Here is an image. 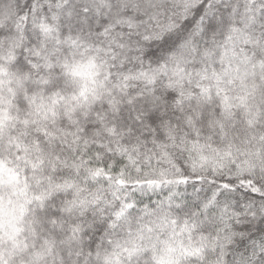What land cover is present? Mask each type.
I'll return each instance as SVG.
<instances>
[{
    "label": "snow or ice",
    "instance_id": "snow-or-ice-1",
    "mask_svg": "<svg viewBox=\"0 0 264 264\" xmlns=\"http://www.w3.org/2000/svg\"><path fill=\"white\" fill-rule=\"evenodd\" d=\"M0 264H264V0H0Z\"/></svg>",
    "mask_w": 264,
    "mask_h": 264
}]
</instances>
